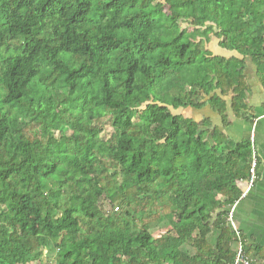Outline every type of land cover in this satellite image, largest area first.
Masks as SVG:
<instances>
[{"label":"trees","instance_id":"1","mask_svg":"<svg viewBox=\"0 0 264 264\" xmlns=\"http://www.w3.org/2000/svg\"><path fill=\"white\" fill-rule=\"evenodd\" d=\"M247 57L264 0H0V264H229L249 141L174 111L243 116Z\"/></svg>","mask_w":264,"mask_h":264},{"label":"crops","instance_id":"2","mask_svg":"<svg viewBox=\"0 0 264 264\" xmlns=\"http://www.w3.org/2000/svg\"><path fill=\"white\" fill-rule=\"evenodd\" d=\"M215 43L219 54H229ZM209 42V44L211 43ZM208 44V46H209ZM244 81L247 86L244 98L245 109L241 117L233 114L230 99L226 98V116L228 125L223 126L221 117L213 112L208 105L195 109L191 107L180 109L181 115L196 122L207 119L211 127L219 128L231 141H249L253 137V148L257 160L256 177L251 186L248 179L239 183L240 197L230 206L231 222L244 242L245 253L251 260L264 264V87L260 81L255 65L247 57L243 68ZM210 126H208L210 128ZM249 178V176H248ZM240 193V195H241ZM218 231L213 230L208 237L214 243ZM212 240V241H211ZM235 249V243L232 245Z\"/></svg>","mask_w":264,"mask_h":264},{"label":"built area","instance_id":"3","mask_svg":"<svg viewBox=\"0 0 264 264\" xmlns=\"http://www.w3.org/2000/svg\"><path fill=\"white\" fill-rule=\"evenodd\" d=\"M250 144H251V153H250V166H249V178H248V184L251 186L252 182L254 181L256 174V165H257V160L255 156V151L253 148V137H250ZM245 195V191L241 193L240 197H243ZM228 224L233 230L235 234V249H234V257L232 261L229 264H259L258 262L251 260L247 257L245 253V248H244V242L241 239L239 233L235 230L233 227V224L231 222V210L228 212Z\"/></svg>","mask_w":264,"mask_h":264},{"label":"rangeland","instance_id":"4","mask_svg":"<svg viewBox=\"0 0 264 264\" xmlns=\"http://www.w3.org/2000/svg\"><path fill=\"white\" fill-rule=\"evenodd\" d=\"M184 25V24H183ZM191 28L188 29V31H190ZM212 38V41L216 42V39L211 37ZM215 43H210L209 46H208V49L214 53V54H219L220 53V50L216 49ZM175 113L179 114L181 113L180 110H176L174 111ZM108 131H109V128L107 125L104 126V131L102 132L101 136L102 138H106L107 135H108ZM250 145V149H249V153H251V144ZM54 148H55V151L59 154H63L64 152V147H63V144L61 141H58L55 145H54ZM249 176V174H248ZM152 233L153 236H157L158 235V231L153 229L150 231ZM212 241V240H211ZM56 256V250L55 248L51 245V243H48L47 247L44 249V255L42 257V261L41 262H32V263H29V264H46V263H49V264H55V260H54V257Z\"/></svg>","mask_w":264,"mask_h":264}]
</instances>
